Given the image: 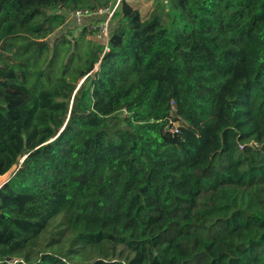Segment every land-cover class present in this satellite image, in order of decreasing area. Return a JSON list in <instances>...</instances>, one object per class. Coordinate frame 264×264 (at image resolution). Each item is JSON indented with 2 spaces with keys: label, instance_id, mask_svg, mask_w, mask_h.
Listing matches in <instances>:
<instances>
[{
  "label": "trees",
  "instance_id": "obj_1",
  "mask_svg": "<svg viewBox=\"0 0 264 264\" xmlns=\"http://www.w3.org/2000/svg\"><path fill=\"white\" fill-rule=\"evenodd\" d=\"M112 1L0 0V176L18 168L0 264H264V0H158L148 18L124 0L109 50L89 42L88 88L49 93L46 40Z\"/></svg>",
  "mask_w": 264,
  "mask_h": 264
},
{
  "label": "rangeland",
  "instance_id": "obj_2",
  "mask_svg": "<svg viewBox=\"0 0 264 264\" xmlns=\"http://www.w3.org/2000/svg\"><path fill=\"white\" fill-rule=\"evenodd\" d=\"M149 15V14H148ZM72 20L69 18V22L67 23V29H61L55 32L52 36H50L46 42L48 43L49 50L48 55L51 58L55 51H57V58L55 60V63L52 68V80L48 82L47 84V91L49 93H55L60 92L64 93L65 89L72 90L73 87H75V91L73 93V96L76 95L78 92H83L85 89L88 88L90 84V80L83 84V81L85 80V77L81 76L82 73V67H85L87 57H86V51L89 45L90 41L102 43L101 41H98L93 34L86 35V37H82L81 32L79 28L73 29L76 26L71 23ZM68 29H73V33L69 34ZM72 34L77 37L78 47L73 48L70 50L68 47L64 45H59L57 42V39L59 37L63 36H69L71 37ZM57 49V50H56ZM70 55H73V60L70 59ZM71 60V61H70ZM66 65H69L68 69L66 70ZM39 114L37 115V117ZM53 227L49 229V231L43 236V238H50ZM63 247L62 249L59 248L58 251L60 252H66L68 249V241H64L62 243ZM56 249V248H52ZM57 251V250H56ZM76 261H80L82 259L76 258Z\"/></svg>",
  "mask_w": 264,
  "mask_h": 264
},
{
  "label": "built area",
  "instance_id": "obj_3",
  "mask_svg": "<svg viewBox=\"0 0 264 264\" xmlns=\"http://www.w3.org/2000/svg\"><path fill=\"white\" fill-rule=\"evenodd\" d=\"M122 1L124 0H113L107 7L100 8L96 11L69 10L66 11V14L79 27L80 32L82 28L88 26L94 37L98 41H101L105 45L106 51H108L111 20ZM97 17L101 18V20L92 23L85 22L86 19H92ZM167 130L173 135L178 134L180 130L179 123L172 121L169 124Z\"/></svg>",
  "mask_w": 264,
  "mask_h": 264
},
{
  "label": "crops",
  "instance_id": "obj_4",
  "mask_svg": "<svg viewBox=\"0 0 264 264\" xmlns=\"http://www.w3.org/2000/svg\"><path fill=\"white\" fill-rule=\"evenodd\" d=\"M134 9L138 10L143 18H148L155 10L158 0H125ZM149 14V15H148Z\"/></svg>",
  "mask_w": 264,
  "mask_h": 264
},
{
  "label": "water",
  "instance_id": "obj_5",
  "mask_svg": "<svg viewBox=\"0 0 264 264\" xmlns=\"http://www.w3.org/2000/svg\"><path fill=\"white\" fill-rule=\"evenodd\" d=\"M40 44H42V42H40ZM92 73L88 74L85 78V80L83 81V84H85L86 82H88L91 78ZM82 92L80 91V93L78 92V94H81ZM24 155H26L22 160H20V164L24 162L25 158L27 157L28 154V150H24ZM17 166H14L9 172H7L6 174L0 176V188L2 186H4L11 178V176L17 171Z\"/></svg>",
  "mask_w": 264,
  "mask_h": 264
}]
</instances>
